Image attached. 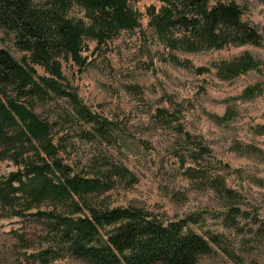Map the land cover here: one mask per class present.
Listing matches in <instances>:
<instances>
[{"label":"rangeland","instance_id":"1","mask_svg":"<svg viewBox=\"0 0 264 264\" xmlns=\"http://www.w3.org/2000/svg\"><path fill=\"white\" fill-rule=\"evenodd\" d=\"M224 1L242 7L243 19L262 36L260 45L191 47L181 32L168 43L151 22L150 10H158L160 0H129L140 25L104 43L86 37L83 67L69 55L56 57L63 78L34 62L18 44L16 31L0 27V46L37 76L56 78L93 112L116 123L109 140L88 138L82 131L90 126L73 115L66 97L51 92L43 100L20 97L50 123V137L60 146L64 162L74 173L89 176L106 171L111 163L128 170L126 177H113L112 188L71 198L68 204L47 199L28 207L23 199L14 206L0 201V264H46L34 257L50 245L45 219L37 212L49 211L55 203L64 211L77 203L83 208L77 215L87 214L91 206H135L165 220L193 214L199 216L194 230L222 239L199 264H264V231L259 228L264 219V0ZM45 4L35 2L37 7ZM68 16L86 19L78 5ZM245 54L257 66L224 78L220 65ZM1 91L2 98L6 87ZM8 93L19 97L13 89ZM159 109L168 111L173 121L162 118ZM187 132L209 150L202 159H195L196 146L186 139ZM48 157L39 144L18 149L0 143V182ZM47 264L93 263L66 255Z\"/></svg>","mask_w":264,"mask_h":264},{"label":"trees","instance_id":"2","mask_svg":"<svg viewBox=\"0 0 264 264\" xmlns=\"http://www.w3.org/2000/svg\"><path fill=\"white\" fill-rule=\"evenodd\" d=\"M35 2L46 4L37 7ZM160 2L158 10H150L151 22L168 43L176 32L191 41L187 44L191 47L196 44L220 49L233 43L260 45L262 42L258 29L243 19V9L235 1ZM73 5L85 11L86 19L68 16ZM139 25V16L129 0H0V27L16 31L20 47L58 78H63V74L56 57L62 54L71 56L80 67L86 65L82 56L86 37L104 43L119 31ZM256 66L255 58L245 54L223 62L219 70L229 79ZM55 79L37 76L32 67L0 46V91L6 87V95L0 97V143H6L8 148L16 145L18 149L39 144L49 154L48 159L30 163L0 182V201L6 206H14L21 199L28 207H39L47 199L64 204L71 198L112 188L115 175L126 177L128 173L125 167L111 163L106 171L89 176L74 173L64 162L59 155L60 146L50 137V123L36 115L20 97L43 100L50 92L66 97L73 115L90 126L89 131H82L88 138L109 140L116 123L93 112L75 91H67ZM9 89L19 97L11 96ZM158 113L169 122L174 119L164 109ZM227 115L229 112L224 119ZM185 136L195 143L192 153L196 160L209 152L188 132ZM56 205L49 211L37 212L45 219L50 245L34 257L46 264L66 255L93 264H199L201 256L212 254L222 243L219 234L194 230L199 216L193 214L165 220L135 206L100 209L91 206L87 214L77 215L83 209L77 203H70L68 211L59 210ZM259 228L264 231V219L259 221Z\"/></svg>","mask_w":264,"mask_h":264}]
</instances>
